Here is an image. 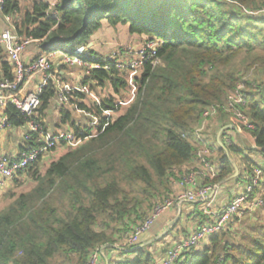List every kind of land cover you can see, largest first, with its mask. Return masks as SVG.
Masks as SVG:
<instances>
[{"label":"trees","instance_id":"trees-1","mask_svg":"<svg viewBox=\"0 0 264 264\" xmlns=\"http://www.w3.org/2000/svg\"><path fill=\"white\" fill-rule=\"evenodd\" d=\"M18 1L3 0L1 13L16 14ZM55 9L57 14L52 15L45 0L34 2L14 23L13 32L42 42L46 53H72L107 21L153 40L156 63L142 64L140 75L133 77L134 97L116 118L107 115L119 109L114 96L102 91L97 102L86 103L87 94L71 87L69 102L59 107L60 120L82 144L44 172L38 162L26 170L34 186L0 213V264H52L59 253L73 264H86L96 246L114 241L117 227L129 228L132 214L142 218L137 206L169 195L171 178H177L194 157V129L202 110L221 104L237 82L245 84L247 103L242 111L254 127H244L240 121L235 127L252 147L243 150L233 142L215 141L212 148L219 169L215 182L233 174L230 154L240 156L250 173L256 166L250 156L264 157V81L255 84L248 76L264 68V0H60ZM4 55L0 46L2 77H11ZM103 59L87 61L104 64ZM127 81L124 70L110 65L87 71L81 83L90 91L111 88L119 94ZM55 93L53 83L41 90L39 119ZM75 106L95 117L96 124L85 128L86 124L76 123ZM4 114L13 126L25 123L11 104ZM227 114L220 110L215 118ZM260 194L264 197V191ZM197 214L198 224L211 219L204 211ZM110 228L112 233H107ZM256 231L260 233L246 235L247 241H236L222 229L201 249L188 248L177 264H264V225ZM130 253L134 257L116 264L157 261L143 248H132Z\"/></svg>","mask_w":264,"mask_h":264},{"label":"built area","instance_id":"built-area-1","mask_svg":"<svg viewBox=\"0 0 264 264\" xmlns=\"http://www.w3.org/2000/svg\"><path fill=\"white\" fill-rule=\"evenodd\" d=\"M45 1L48 3L49 14L56 15L55 7L60 0ZM2 6L3 0H0V9ZM7 19L9 20V18ZM14 29V23L9 20V26L0 31V46L13 67L11 77H0V128L12 126L8 117L4 114V110L8 104L13 105L25 118L23 140L26 147L20 157L0 156V182L25 172L38 161L39 156L61 143L66 144L69 149L82 144V140L77 139L71 129L63 130L57 135L48 134L44 122L38 118L37 110L40 105L41 90L49 83H53L55 86V100L58 108L70 100L68 94H70L72 88H66L62 85L58 69L54 67V56L59 51L43 52L29 61H24L21 58V53L29 44L36 41L31 37L21 38L13 32ZM155 48L156 43L154 44V42L142 45L137 50L138 61H122L115 52L106 56L103 59L104 64H102L97 61H87L88 59L100 58V55L90 52V46L87 42L76 46L72 53L62 52L61 59L57 63L68 67L84 68L87 71L100 67L109 69L110 65L118 70L131 69L134 65H142L148 60L154 65L156 63V60L153 59ZM124 62L127 64L124 65ZM35 72L41 73V83L36 90L19 96L18 91L21 85ZM73 88L86 94L91 92L89 87L81 82ZM245 88L243 82H237L234 88L227 92L221 104L214 103L202 110L199 122L194 129L197 148L190 164L185 166L183 172L179 175L178 190L170 195L154 199L147 213L132 228L123 231L117 241L108 244L109 247L122 251L131 250L139 236L147 232L162 213L171 209H177L178 211L184 204H206L203 211L211 219L198 224L188 237L174 243L166 250L163 257L157 258L155 263L177 264L188 248L198 245L201 241L207 240L214 233L224 229L233 217L241 216L245 211L252 212L255 209H260L264 214V197L256 192L257 186H260L264 180V167L261 165L252 167L250 178L243 191L234 195L228 203L222 205L216 211L209 209L214 193L218 189V182H215V179L218 176L219 169L214 161V149L204 139L203 133L208 121L217 117L220 110L233 114L244 127H254L242 111L247 103L243 93ZM98 99L99 97H95L94 100L97 102ZM75 109L77 110V106H75ZM85 113L91 117V121L86 124L85 128H91L96 124V118L87 111ZM103 249V245L96 246L86 264H97L102 256Z\"/></svg>","mask_w":264,"mask_h":264},{"label":"crops","instance_id":"crops-1","mask_svg":"<svg viewBox=\"0 0 264 264\" xmlns=\"http://www.w3.org/2000/svg\"><path fill=\"white\" fill-rule=\"evenodd\" d=\"M36 1L38 0H19L18 1L19 7H20L19 11L16 14H12L9 16L3 15L0 11V31H2L3 29L9 26V20L10 22L12 21L13 23L18 22L25 11L31 10L33 3ZM7 18H9V20ZM107 27L108 28L110 27L113 29V26L109 25L107 21H103L102 26L88 40L91 53L100 55L101 58H106V56L110 54L109 50L112 47V49H115V52L118 53V57L120 60H122V58H125V60L127 61H135L136 59L133 57L132 53L133 54L135 53L137 55L136 49H139L142 46L141 45L142 43L140 42L141 40L138 38L139 36L128 33L129 36L133 37L132 41H130L129 43L132 48L130 49L129 54H126L125 52L126 49L120 53V51L115 48L114 44L110 45L111 44L110 42L113 41V36L110 34V32L105 31ZM43 46L44 44L40 41L32 42L21 53V58L24 61L31 60L38 54L44 52ZM61 54L62 52L59 51V52H56L54 56V67L58 69L60 82L66 88L67 87L68 88L77 87L79 82H81V80L87 75V70L84 68H81L85 72L84 74L82 73V76L80 77L79 73H74L72 70H69L68 68L70 67L65 66V65H60L57 62L60 61ZM120 55H122L121 56L122 58H120ZM3 60L7 61L11 65L6 55H4ZM126 69L130 70L128 68ZM127 70L124 71V76L126 80H128V78H131L133 81L134 76L131 73L130 74L127 73ZM9 71L10 73L13 72L12 65ZM3 75L4 74L0 68V77H2ZM248 76L250 77L249 79L251 81H253L255 84H258L259 82L264 81V68L254 70ZM40 83H41V73L40 72L33 73L21 85L18 91V95L23 96L30 91L36 90ZM131 83H132V96L129 99V101L133 99L134 89H135L133 86L134 83L133 82ZM249 91L255 92L256 90L249 89ZM263 95H264V88H263ZM98 97H99V94L97 93L96 98ZM86 98H85V102L88 103V98L87 99ZM74 118H75L76 123H79L81 126H84L85 124L91 121V117L88 114H86L85 111L83 110H79V111L76 110L74 113ZM42 120L46 126L48 134L50 135H57L63 130L71 129L69 124H65L61 122L59 108L56 105L55 97L53 98V101L51 102L50 106L45 111V116L42 118ZM235 124H236V121L233 120L232 117H229V115L211 119L208 121L205 131L203 133L204 139H206L207 143L211 147L215 146V141H217L220 145L222 144L229 145L231 142H233L234 144L236 143L238 144L237 145L238 148L247 150L249 147H252V141L245 134L237 130V128L235 127ZM24 131H25L24 125H20V126L12 125L9 128H0V156L6 155V156H11V157H20L22 151L26 147V144L23 140ZM231 137L232 138L234 137V141H232ZM220 139H222V142ZM68 150H69V147L66 144L61 143L60 145H57L54 149L49 150L48 152L41 155V157L37 161L38 162L37 167L40 169V165H41L40 162L43 158L49 160V159H53L57 155H59L58 157H60L61 155L65 154ZM216 154H217L216 151H214V161L217 164ZM230 158L236 165L238 174L240 172L238 164H240V167L243 168L244 173H246L247 169L244 168L245 165L243 161H241L240 156L236 157L234 154L233 155L230 154ZM250 158L253 160V162L256 163V165H261L264 167V157L260 156L259 154L254 153L250 156ZM176 176L177 178H171L169 195L178 190L177 181H178L179 175H176ZM32 180L33 179L29 177V174L25 171V172L17 174L15 177L11 179H6V180L1 181L0 182V207L4 209L10 202H12L16 198L17 195L24 193L20 191L18 192L19 194H17L15 189H17V187L22 186L28 182L33 183ZM235 180H237V177H233V174H232L230 177L218 182V189L214 193L215 195L213 196V201L211 202V205H209V209L216 211L222 205L228 203L234 195L241 192L236 188L234 190L224 189L225 185H230ZM261 191H264L263 182H261L260 186H257V189H256L257 193H260ZM184 205H185L184 208H182L183 207L182 205L181 209H179L178 211L177 209H171L170 211H168L166 215L163 217L162 222L164 223L162 224L160 228L156 230V233L155 234L150 233L149 231L150 229H149L147 232L141 234L133 248H143V249L152 251L153 255L156 256V258H160L165 255L166 250L169 247H171L174 243L188 236V234L192 232L193 229L196 227V225L199 223L198 221H200L197 213L199 211H203V208H205L206 204H203V203L194 204L193 203V204H184ZM257 215L264 216V214L261 212L260 209H255L252 212L245 211L241 215V217L249 216V218H252ZM237 217L238 216H235L233 218H237ZM187 220H190V221H187ZM180 222L181 224L178 227L177 225ZM134 224L136 223L134 222L130 223L129 228H132ZM168 224H170L169 227H168ZM175 226H177L176 229H174ZM167 227L168 229L169 228L173 229L172 233L168 237H162L161 233L164 230H166ZM113 236L114 234H112V238ZM206 241L207 240L201 241L197 245L196 248L201 249L202 246H204V244L206 243ZM117 251L121 252L122 250L111 248L107 244L106 246H104L102 256L100 257L97 264H111L110 262L114 260L115 253ZM130 251L131 250L122 251V252L127 253ZM132 257H134L133 254L130 256V258ZM123 259L125 258H122V260ZM114 264H116V262H114Z\"/></svg>","mask_w":264,"mask_h":264},{"label":"rangeland","instance_id":"rangeland-1","mask_svg":"<svg viewBox=\"0 0 264 264\" xmlns=\"http://www.w3.org/2000/svg\"><path fill=\"white\" fill-rule=\"evenodd\" d=\"M115 26H113V29L110 28V27L109 28L107 27L105 29V31L110 32V34L113 36V41L110 42L111 43L110 45L114 44L115 48L118 49L120 51V53L123 52V50L126 49L127 50V51L125 50L126 54H129V51L132 48L129 43H130V41H132L133 37L128 35L127 27H125L123 25H120V24H118L116 27ZM138 38L141 40L140 42L142 43L141 45H143V46H144L145 43L154 42L153 40L148 39L146 36H142V37L139 36ZM154 44H155V42H154ZM111 49H112V47H111ZM111 49L109 50V53L110 54L115 53V49H112V50ZM136 50H138V49H136ZM132 55L136 59L135 61H138V56L135 53L134 54L132 53ZM121 56L122 55H120V58H122ZM124 60H125V58H122V61H124ZM125 64H127V63L124 62V65ZM141 68H142V65H137L136 64L130 70H127L126 68L121 69V70H124V71L127 70V73H129V74L131 73L134 77H137L141 73ZM68 69L72 70L74 73H79L80 77L82 76V73L84 74V72H85L83 69L78 68V67H70ZM127 82H128L127 86L125 88H123V89H120V93L119 94L114 93V91L111 88L103 89V90L101 88H97L95 90H92L89 94H87L88 102L91 103L92 100H94V98L96 97L98 92H102L103 91V94H105V95H107L109 93L110 96H114L115 97L116 103L119 105V109H118V111H115V112H109V113H107V115L110 116L111 118L118 117L119 115H121L122 113L125 112L127 106L130 103L129 99L132 96V83L131 82H133V81H132L131 78H128ZM228 115H229V117H232L233 120L239 121L233 114L228 113L227 116ZM231 139H232V141H234V137L233 138L231 137ZM237 141H239V140H237ZM235 145L237 146L238 144L236 143ZM58 156L59 155H57L53 159H49V160L43 158L41 160V162H40L41 165H40V169L39 170L41 172H44L51 162H53V161H55V160H57L59 158ZM238 167H239V171H240L239 172L240 176H238L237 180L233 181L230 185H225L224 189L234 190L236 188L239 191H243L244 190V187H245V185L247 184V182H248V180L250 178V174H249L248 170H246V173H244V169L240 167V164H238ZM32 181H33V183L32 182H28V183H26V184H24L22 186L17 187V189H15L17 194H19L18 192H20V191H22L24 193L29 191V188L31 189L33 187L34 183H35L34 180H32ZM139 195H141V194H139ZM150 205H149V203L147 201H145L142 205L137 206L136 210H138V213L139 214L141 213L142 217H143V215H144L143 211L146 212L148 210V208L150 207ZM184 206L185 205H183L182 208H184ZM2 210L3 209L0 207V213L2 212ZM168 211H170V210H168ZM168 211L162 213L155 220V222L149 228L150 229L149 230L150 233L155 234L156 230L162 226V224L164 223V222H162L163 217L166 215V213ZM136 216H137L136 214H132V216L130 217L132 223L133 222L136 223L137 221H139V219H137ZM99 219H101V218H99ZM181 221H182V219H181ZM187 221H190V220H187ZM232 221H233L232 225L230 226V224L227 223L228 225H226L224 227V229L227 230L229 235H231V237H233V239H236V241H240V240L247 241L246 235L247 236L248 235L251 236V235H256V234L260 233L259 231H256V229L257 228H261L262 224L264 225V216L263 215H257V216H254L252 218H249V216H246V217L238 216L237 218H233L231 220V222ZM239 221H240V223H239ZM100 222L101 221L98 220V222L96 224L99 227L101 226ZM180 224H181V222L178 223L177 226L179 227ZM169 226H170V224H168V227ZM177 226H175L174 229H176ZM168 227H167L166 230H164L161 233L162 237H168L172 233L173 229H171V228L168 229ZM120 228H121L120 226L117 227L116 231H114V233H113L114 234V236H113L114 239L113 240H115V241H117L119 239V237H120V234L122 235V232L126 230L124 228H122L120 230ZM109 232H112L111 228L107 230V233H109ZM131 255L132 254L130 252L125 253V252H122V251L121 252L117 251L115 253L114 260H112L110 263L114 264V262L121 261L122 258H130ZM73 263H74L73 260L64 257V255L61 254V253H59L58 255H56L55 258L52 259V264H73Z\"/></svg>","mask_w":264,"mask_h":264},{"label":"water","instance_id":"water-1","mask_svg":"<svg viewBox=\"0 0 264 264\" xmlns=\"http://www.w3.org/2000/svg\"><path fill=\"white\" fill-rule=\"evenodd\" d=\"M228 153V152H227ZM233 167H234V173H233V177H236L238 175V170L236 168V165L234 164V162L232 161Z\"/></svg>","mask_w":264,"mask_h":264},{"label":"bare ground","instance_id":"bare-ground-1","mask_svg":"<svg viewBox=\"0 0 264 264\" xmlns=\"http://www.w3.org/2000/svg\"><path fill=\"white\" fill-rule=\"evenodd\" d=\"M3 3H4V2H3ZM1 9H2V8H1ZM1 9H0V10H1ZM21 38H22V37H21Z\"/></svg>","mask_w":264,"mask_h":264}]
</instances>
